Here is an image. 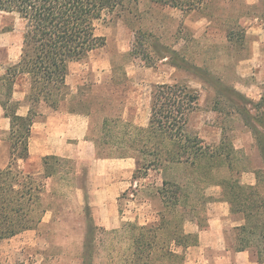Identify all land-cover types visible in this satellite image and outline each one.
<instances>
[{
	"label": "rangeland",
	"instance_id": "1",
	"mask_svg": "<svg viewBox=\"0 0 264 264\" xmlns=\"http://www.w3.org/2000/svg\"><path fill=\"white\" fill-rule=\"evenodd\" d=\"M187 2L184 7H171L152 0H134L125 12L106 16L98 25V33L106 39L105 46L69 67L70 101L76 97L90 102L92 114L80 115H84L83 121L89 120L86 138L95 145L98 157L96 141L106 139L105 116L122 117L136 126H147L155 86L187 84L200 96L199 107L189 119L190 132L230 153L234 174L237 148L240 166L259 172V189L264 195V161L252 130V125L258 126L256 116L261 114L264 118V106H258L264 97V0L254 7L248 6L246 0ZM238 10L240 13H236ZM23 31L24 24L17 16L0 13L3 49L0 73L6 65L18 61ZM138 50L141 53L137 55ZM22 91L19 88L15 98L26 105ZM239 93L247 98L245 102ZM70 101L58 110L46 105L42 110L72 113ZM1 114L0 168H3L10 161L11 142ZM118 130L122 137L124 126ZM81 150L86 154L84 159L66 157L73 172L70 181L58 176L46 180L43 205L49 209L38 226L14 241L0 242L3 263L83 264L84 259H91L92 264H131V230L126 224L142 225L156 219L162 208L157 188L162 185L164 173L152 168L146 176L134 180L136 158L121 160L122 166L116 161L118 164L112 170L121 168L123 175L118 180L125 182L119 196L120 226L106 231L98 229L92 235L94 191L105 185L102 172L109 168L96 161V157H88L89 149ZM100 150L102 154L112 152L110 147ZM21 164L26 165L23 161ZM43 165L41 156L29 161L26 167L41 177ZM175 175L183 178L186 173L184 169L169 172V176ZM228 175L227 167L217 173L218 177ZM218 186L200 183L197 189L187 188L189 205L193 208H188V222L206 226L210 203L219 196ZM91 236L94 240L89 243L90 257L88 252L85 254V245ZM243 236L246 234L240 228L228 224L231 249L240 246ZM249 249L257 264H264V259L259 258V253L264 257V244Z\"/></svg>",
	"mask_w": 264,
	"mask_h": 264
},
{
	"label": "trees",
	"instance_id": "2",
	"mask_svg": "<svg viewBox=\"0 0 264 264\" xmlns=\"http://www.w3.org/2000/svg\"><path fill=\"white\" fill-rule=\"evenodd\" d=\"M133 1L0 0V13L17 16L24 24L20 57L0 73V104L11 122L10 161L0 168V242L35 229L42 221L49 209L43 205L47 179L58 176L70 181L73 172L68 158L44 157L41 177L27 169L33 126L45 116L42 110L45 105L58 110L70 101L67 82L70 65L105 46L106 39L98 33V25L108 15L125 12ZM152 1L171 7H184L188 3L187 0ZM19 88L25 92L26 115L19 113L22 101L14 97ZM239 95L245 102L247 98ZM199 100L198 92L187 84H158L152 92L147 126H136L122 117H104L106 139L96 141L98 157L136 158L134 180H140L152 168L164 173L162 185L157 188L162 208L156 219L142 225L126 224L131 230V264H185L186 248L197 241L196 235L184 229L191 207L187 188L197 189L200 183L221 186L232 211L244 215L246 223L239 228L246 236L240 238L237 250L264 244V195L259 184L242 183L241 174L248 167L240 166L237 148L235 175L230 153H224L221 145L209 144L189 130V119L198 109ZM70 102V112L92 114L90 102L83 98L74 97ZM258 106H264V97ZM261 117V114L256 116L258 126L252 125V130L264 161V118ZM121 125L125 128L122 137L118 134ZM103 147H110L112 152L102 154ZM21 161L26 163L25 167ZM224 167L230 170V175L218 177L217 173ZM174 169H184L186 175L169 176ZM258 179L261 180L259 172ZM90 221L92 235L98 229L105 230L94 218ZM93 240L91 236L85 245V254L88 252L90 257L89 243ZM262 256L259 253L260 261L264 259ZM0 264H5L1 258ZM83 264H92V260L84 259Z\"/></svg>",
	"mask_w": 264,
	"mask_h": 264
},
{
	"label": "crops",
	"instance_id": "3",
	"mask_svg": "<svg viewBox=\"0 0 264 264\" xmlns=\"http://www.w3.org/2000/svg\"><path fill=\"white\" fill-rule=\"evenodd\" d=\"M246 3L248 6L254 7L262 3V0H246ZM236 13H240V11L238 10ZM17 93L18 90L15 92V95ZM20 93L24 95L25 100V92L22 91ZM27 112V105L22 103L19 113L26 115ZM0 113L3 116L4 128L10 131L11 122L8 117H5L1 104ZM45 115L47 116L46 119L37 121L33 126V133L29 144V161L37 157H46L49 155L84 159L86 154L81 149L85 148L90 150L88 157H96L95 145L90 139L86 138L89 129V120L86 118L83 121L82 117L84 115L59 111L45 112ZM95 159L109 169L102 172L101 179L104 180L105 185L99 189L96 188L94 191L93 198L95 201L91 204L93 205V217L96 224L105 230L116 229L120 226L121 222L119 196L120 192L124 189L123 183L125 184V182L118 180V177L120 176L121 178L123 175L121 168L112 170V167L118 164L116 161H119V164L122 166L123 162L121 160H130L133 158L96 157ZM241 181L247 185L256 186L259 184L260 187L258 172L255 169L248 168L247 171L243 172L241 174ZM218 187L220 189V192H218L219 196L218 199L210 203L211 208L206 226H201L196 221H187L184 226L186 233L197 236L196 243L186 248L185 264H257L250 249L237 250L236 248L233 250L229 246L227 238L228 224L238 229L246 223V219L241 213H236V215L233 213L231 203L224 199L221 186ZM31 230L24 231L6 240L14 241L17 237L31 233Z\"/></svg>",
	"mask_w": 264,
	"mask_h": 264
}]
</instances>
